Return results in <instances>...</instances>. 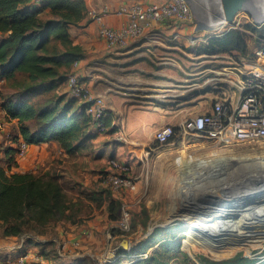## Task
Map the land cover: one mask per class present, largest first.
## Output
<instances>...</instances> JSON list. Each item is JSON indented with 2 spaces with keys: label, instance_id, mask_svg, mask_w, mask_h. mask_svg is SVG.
<instances>
[{
  "label": "rangeland",
  "instance_id": "obj_1",
  "mask_svg": "<svg viewBox=\"0 0 264 264\" xmlns=\"http://www.w3.org/2000/svg\"><path fill=\"white\" fill-rule=\"evenodd\" d=\"M255 11L257 10L254 9V13L239 12L233 23L225 22L226 24L221 28H219V24L215 29L205 31V34L212 37L219 36L232 28L243 30L244 26H251L250 31L245 32L248 46L246 58L249 65L256 60L255 52L264 43V20L260 21L264 17L259 16L260 18H258ZM193 14V24L199 28L197 17H200V14L198 10H195ZM207 44L208 42L204 45L202 43L192 45L191 42H184L181 55L178 54L173 61H169L164 66L161 65V62H157L158 69L168 72L167 75H162L161 78L155 80L160 84L155 88L157 94L176 92L179 97L177 100L188 99L191 101L200 92L206 90L205 86L211 88L214 82L217 84L214 86H232L229 88L236 90L241 79L238 82L233 81L231 65L228 62L231 60L240 62V58L245 54L233 51L232 53L212 56H197L195 50L199 48L198 46H206ZM135 77L137 79H133ZM135 77L129 81L128 89L125 92L132 94L130 98L132 104L141 106L144 102L143 96H145L146 88L147 90L150 88L144 87L143 79L148 77L144 73V65L135 71ZM80 80L85 81L82 77ZM108 81L110 82L107 85L112 86L111 79ZM30 86L25 76L19 75L13 80L0 76V166L6 169L9 168V165L14 167V159L16 158V156L6 154V150L10 149L11 146L16 148L18 143H15L21 139L19 137V122L17 120L10 121L3 110L6 100H10L11 97L14 99L13 94L17 92L24 93L25 99L32 101L35 105H54L60 97L65 98V102L75 99L67 90V80L60 84L57 91L46 92L42 89L35 96H29L31 95ZM129 88L134 89V91L131 93ZM215 91L219 92L218 89ZM79 106L77 103L75 109ZM193 112L187 111L189 113L187 119L204 113L206 110ZM32 125L30 124V126ZM179 128L177 127L176 130ZM142 154L145 156L144 152ZM160 154L162 156H159ZM213 154H217L215 158L221 161L220 165L211 164L209 161L201 166H187L180 163V160L185 156L210 159ZM238 159L239 162L236 161ZM142 160L137 165L140 171L132 173L131 170L130 173L138 182V191L134 194L123 195V197L129 195L128 207L132 213V229L129 234L131 248L137 246L142 248L141 252L136 255L147 254L146 259H148L159 250L162 244L181 239V252L186 254L188 259L179 256L169 264H184L189 260L190 264H207V262H225L238 257L249 260L251 264H264V198L246 205V207L251 208L254 205L256 210L240 215L230 216L228 213L227 217L215 221L210 214L218 205L213 195L221 200L236 194L239 190L248 189L259 183L254 180L244 184L237 183L238 180L236 181V179H240L241 175L243 176L242 172L250 169L249 165L264 162V141L223 147L192 137L174 138L170 144L163 147H156L154 144L151 154ZM92 166H95L94 163ZM36 171L38 170L35 169ZM45 173V171H40L36 174ZM51 174L60 176L58 171ZM60 178L69 198L80 196L79 202L75 206L77 213L72 212L74 213L72 216L76 219L79 215L89 216V208L81 201V198L84 197V191L81 187L77 192H70L65 185L64 178L62 176ZM227 180L231 181L230 185H228ZM103 190L105 195L106 192L107 195L111 193L107 188ZM245 204L246 202H242L240 205ZM120 212L121 210L118 209L116 213L118 218ZM114 228L117 229L116 223L108 227L106 234ZM2 238L0 226V242ZM50 238L63 240L56 234H52ZM19 243L20 241L15 239L7 245ZM208 243L214 245V252L208 249ZM33 246L31 247L33 248ZM31 251H34V248ZM52 258L56 260L54 256ZM81 260H84L81 262L82 264H94L89 257ZM131 260L128 259L127 264L135 262Z\"/></svg>",
  "mask_w": 264,
  "mask_h": 264
},
{
  "label": "crops",
  "instance_id": "obj_2",
  "mask_svg": "<svg viewBox=\"0 0 264 264\" xmlns=\"http://www.w3.org/2000/svg\"><path fill=\"white\" fill-rule=\"evenodd\" d=\"M23 1L24 7L31 11L41 9V0ZM84 1L88 8L87 17L80 28L74 27L70 30L74 43L82 47L84 58L77 62L72 72L82 77L90 88L104 98L108 109L107 123L110 129L105 133H98L94 126L89 125L90 135L95 136L93 150L91 153L80 156L68 155L57 142L29 145L23 157L16 155L14 167L8 173L36 174L45 171V174L52 175V172L58 171L70 192H77L81 187L84 191L81 201L89 208V216L79 215L75 224L69 221H53L47 230V235L42 237L49 238L52 234L59 235L62 239L69 241L71 251H76L75 248L79 246L78 251L81 252H102L107 245V229L115 223L109 220L108 202L105 198L101 203L92 198L99 196L103 189H109L103 180L109 161L115 159L129 164L132 173L139 172L137 165L139 161H143L142 158H147L148 150L154 145V135L157 130L165 126L180 127L187 120L189 115L187 111L199 112L203 109L208 111L214 101L225 98L235 99L238 89L229 88L232 86H214L217 85L214 82V85L210 84L211 88L205 86L206 90L200 92L191 101L177 100L176 92L157 94L155 88L160 84L155 80L168 73L166 70L158 69L157 62H161L164 66L169 61H173L178 54L181 55L184 42H190L189 36L196 38L197 45L199 43L204 45L212 36H206L205 31L196 28L193 23L177 24L169 21L151 24L145 29L141 38L131 40L127 47L110 50L106 41L99 37V17L108 26L121 28L130 21L127 15L117 14L121 6L135 1L144 4H159L163 0ZM255 9L257 16L264 15V8L258 0H256ZM46 13L48 10L44 12ZM198 47L200 48L201 45ZM197 49L195 50L197 56H209L200 55ZM246 57V55L241 57L240 62H235V60L228 62L231 65L234 82H238L248 73L249 61ZM142 65H144V73L148 76L143 79L144 87L150 88L148 90L146 88L145 96H143L144 106H137L131 102L132 94H126L125 90L128 89L127 86L132 77H135V71L141 69ZM147 78L150 79L147 80ZM108 79H111L112 86L107 85L110 82ZM210 81L212 82L211 79ZM217 89L219 92L215 91ZM129 91L132 93L134 89L129 88ZM78 103L80 105L78 112H80V109L84 107L80 101ZM11 147L14 149V146ZM88 164H90L89 167ZM35 169L38 171L35 172ZM79 198L78 195L70 199L76 202ZM112 198L120 201L124 199L130 203L129 195L123 197L112 193ZM1 235L3 238L0 244L3 246L17 238L4 237L2 229ZM33 248L34 251L31 252L34 254L47 250L43 247L33 246ZM33 248L31 247L30 250ZM45 253L47 257H45L44 264H82L81 262L84 261L72 259L75 252H70L73 253L71 257L63 260H52V251L47 250L43 254Z\"/></svg>",
  "mask_w": 264,
  "mask_h": 264
},
{
  "label": "trees",
  "instance_id": "obj_3",
  "mask_svg": "<svg viewBox=\"0 0 264 264\" xmlns=\"http://www.w3.org/2000/svg\"><path fill=\"white\" fill-rule=\"evenodd\" d=\"M46 10L48 13L44 14ZM87 14L84 0H41V9L37 11L24 7L23 0H0V76L8 80L25 76L31 85L29 96L37 95L42 89L57 91L60 84L68 80L74 65L84 58L82 47L74 43L70 30L80 28ZM250 29L251 26L246 25L243 30L232 28L213 36L206 46L197 49V53L212 56L239 51L246 55L245 32ZM13 97L6 100L3 110L10 121L19 122V137L27 144L57 142L73 157L92 152L95 136L89 133L90 119L84 108L80 112L79 107L75 109L77 100L65 102L66 99L60 97L54 105L44 106L25 99L24 93H14ZM106 124L108 126L107 120ZM16 153L17 149L13 147L6 150L9 156H16ZM11 167L0 166V226L4 237L19 238L27 233L45 236L53 221L77 223L72 212H75L79 200L74 202L68 197L60 176L9 175ZM103 198L108 202L109 220L116 223L120 218L116 213L121 210L122 202L113 199L112 192L105 195L104 190L92 199L101 203ZM110 232L115 236L119 233L115 228ZM207 247L214 252L213 244L208 243ZM141 250V246H137L129 253L136 255ZM124 254L128 255V252L124 251ZM179 256L188 259L181 252V239L162 244L148 259L136 260L133 264H169ZM184 264H190V260ZM207 264L251 262L238 257Z\"/></svg>",
  "mask_w": 264,
  "mask_h": 264
},
{
  "label": "built area",
  "instance_id": "obj_4",
  "mask_svg": "<svg viewBox=\"0 0 264 264\" xmlns=\"http://www.w3.org/2000/svg\"><path fill=\"white\" fill-rule=\"evenodd\" d=\"M258 2L264 8V0H258ZM117 14L127 15L130 19L129 23L121 28H112L105 24L101 17L98 18L99 37L106 41L110 50L127 47L131 40L141 38L145 29L151 24L169 21L184 24L193 23L194 20L188 0H163L159 4L135 1L121 6ZM262 20L264 18L260 21ZM189 40L192 45L197 43L193 36H189ZM255 54L257 58L255 62L248 65V73L240 80L237 86L238 95L235 99L225 98L215 101L210 110L187 119L178 130L173 126H165L157 130L154 135L156 147L166 146L174 138L187 137L223 147L264 141V43L258 47ZM76 65L77 63L74 67ZM67 89L73 98L83 104L84 111L90 119V125L94 126L98 133L109 131L110 128L106 124L108 109L104 98L82 82L75 72L68 75ZM28 148L29 144L21 138L16 147L17 157H23ZM151 151L152 148L148 150L147 157ZM131 170L129 164L112 159L103 176L104 183L114 194L120 196L134 194L138 191V182L130 175ZM121 202L120 218L116 222L119 233L116 236L111 232L106 234L107 245L102 252L71 251L70 243L65 239L43 238L27 233L16 238L20 241L19 244L4 246L0 244V264H44L46 256L43 253L47 250L52 251L56 260L68 259L73 254L70 252H75L72 259L89 257L94 264H115L118 261L121 264H127L128 259H132L131 261L146 259L147 254H124V251L129 253L131 250L129 234L132 229V213L128 203L124 199ZM125 242H128V248L124 247ZM32 245L47 248V250L45 249L43 253L38 250L39 252L34 254L29 249ZM78 247L75 250L79 249Z\"/></svg>",
  "mask_w": 264,
  "mask_h": 264
},
{
  "label": "bare ground",
  "instance_id": "obj_5",
  "mask_svg": "<svg viewBox=\"0 0 264 264\" xmlns=\"http://www.w3.org/2000/svg\"><path fill=\"white\" fill-rule=\"evenodd\" d=\"M225 25V22L220 24L219 28ZM217 154H213L210 159L203 158L198 159L191 156H185L180 160V163H184L185 165L189 166H201L205 162L209 161L211 164H217L220 165V160H217L215 158ZM239 162V159L236 160ZM250 169H248L246 172H242L243 176L241 175V178L245 177L243 180H240L239 178L237 183H246L247 181L254 180L256 185H253L249 187L248 189L239 190L236 194L229 195L225 198L217 199L216 196L213 195V198L218 202V205H216L215 209L210 213L211 217L216 221L219 218L227 217L228 213H230V216L233 215H240L245 212L256 210L253 205V208L246 207L247 204L254 203L257 199L264 198V162L259 163L256 162L255 165H249ZM192 169V168H191ZM259 175V177H257ZM233 180V179H232ZM228 185L231 183L230 180H227ZM232 185V184H231ZM229 187V186H228ZM212 197V196H211ZM242 202H246L245 205H240ZM233 213V214H232Z\"/></svg>",
  "mask_w": 264,
  "mask_h": 264
},
{
  "label": "water",
  "instance_id": "obj_6",
  "mask_svg": "<svg viewBox=\"0 0 264 264\" xmlns=\"http://www.w3.org/2000/svg\"><path fill=\"white\" fill-rule=\"evenodd\" d=\"M193 13L198 10L197 25L203 31L213 30L217 25L233 23L239 12L254 13L256 0H188ZM125 248L129 247L125 242Z\"/></svg>",
  "mask_w": 264,
  "mask_h": 264
}]
</instances>
